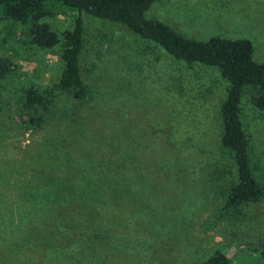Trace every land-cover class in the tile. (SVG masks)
I'll use <instances>...</instances> for the list:
<instances>
[{"label": "rangeland", "instance_id": "obj_1", "mask_svg": "<svg viewBox=\"0 0 264 264\" xmlns=\"http://www.w3.org/2000/svg\"><path fill=\"white\" fill-rule=\"evenodd\" d=\"M61 7L41 18L59 34L76 15ZM83 16L90 91L75 99L56 86L62 39L40 48L26 24L0 14V56L12 61L0 86V264H200L217 250L264 264V114L250 103L254 90L242 93L240 119L263 195L226 207L238 181L220 142L226 79L119 23ZM146 17L188 38H248L264 61V0H157ZM32 85L52 101L26 130L33 110L23 90Z\"/></svg>", "mask_w": 264, "mask_h": 264}, {"label": "trees", "instance_id": "obj_2", "mask_svg": "<svg viewBox=\"0 0 264 264\" xmlns=\"http://www.w3.org/2000/svg\"><path fill=\"white\" fill-rule=\"evenodd\" d=\"M157 0H0V14L28 26L31 43L40 48H51L62 39L61 58L64 68L57 87L83 99L90 91L84 79L81 53L84 46L85 14L119 23L140 37L165 50L174 60L189 68L194 64L215 67L228 82L227 93L220 106L223 131L220 142L233 151L237 183L226 197V207H238L249 202H258L263 195L261 184L255 178L248 154V138L240 119L241 96L246 87L254 92L250 103L264 114V61L253 59V45L248 38L230 39L211 36L206 40L188 38L164 22L147 18L146 12ZM66 6L76 12L72 29L60 34L41 21V18L58 12ZM12 61L0 56V86L2 79L11 71ZM52 98L36 86L23 90V108L33 110L21 123L32 130L43 122L41 109H46ZM101 178L91 182L92 189H99ZM117 189L116 182H108ZM86 187H89L87 184ZM108 187V186H104ZM109 188V187H108ZM63 213H71L63 209ZM200 264H236L226 254L215 251Z\"/></svg>", "mask_w": 264, "mask_h": 264}, {"label": "crops", "instance_id": "obj_3", "mask_svg": "<svg viewBox=\"0 0 264 264\" xmlns=\"http://www.w3.org/2000/svg\"><path fill=\"white\" fill-rule=\"evenodd\" d=\"M242 2H244V1H242Z\"/></svg>", "mask_w": 264, "mask_h": 264}]
</instances>
